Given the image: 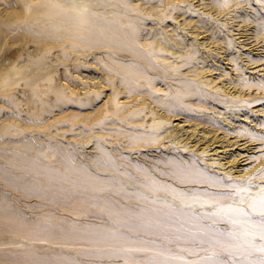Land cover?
Instances as JSON below:
<instances>
[{
  "label": "rangeland",
  "instance_id": "1",
  "mask_svg": "<svg viewBox=\"0 0 264 264\" xmlns=\"http://www.w3.org/2000/svg\"><path fill=\"white\" fill-rule=\"evenodd\" d=\"M85 11L112 21L115 36L87 32ZM171 155L230 184L176 194L221 218L225 242L170 233L164 248L59 246L91 264L264 259V0H0V202L31 219L109 223L111 185L132 196L162 186L139 165L159 177ZM28 181L44 192L29 193ZM24 241L2 232L0 252ZM88 249L113 256H81Z\"/></svg>",
  "mask_w": 264,
  "mask_h": 264
},
{
  "label": "bare ground",
  "instance_id": "2",
  "mask_svg": "<svg viewBox=\"0 0 264 264\" xmlns=\"http://www.w3.org/2000/svg\"><path fill=\"white\" fill-rule=\"evenodd\" d=\"M84 14L86 16L81 25L85 26L87 32L92 36L107 39V41L110 40L109 36H115L116 32L114 33L115 27L112 21L97 16L91 11H85ZM58 23L60 24V22ZM116 38H119V34L116 35ZM163 162L165 169L156 167L159 174L162 175L159 177L154 175L148 167L138 164L142 173L153 175L163 183L162 186L148 185L150 190L147 193L141 186H139L140 191L139 188H131L130 191L137 193L135 197L118 189L117 185H111L118 198L103 197L101 201L109 213V217H111L109 223H81L66 218L64 221L59 219L49 222L31 219L19 212L14 206L0 202V233H17L25 237L23 245L18 250L0 252V264H91L84 262L75 251L63 249L59 246L60 243L86 244L89 246L114 244L122 250L128 246L145 244L164 248L165 244L162 237L170 233L175 235L178 233L177 236L186 241H193L195 240L194 237L199 236V241L204 246L225 242L226 238L220 233V228L216 226L221 218L213 217L202 205L178 199L176 194L184 190L181 185H186L185 187L195 193L205 194L206 184L225 187L230 186V184L219 175L208 171L201 161L195 158L171 155L165 158ZM68 170L70 174L86 180L90 179L89 173L85 170L73 168L70 165ZM46 174L51 180L57 178V175L49 170H46ZM60 177L62 176H59L58 179L62 180ZM134 180L140 182L138 179ZM94 182L97 185L101 184L99 180H94ZM24 186L29 193L40 194L44 192L43 189L30 181ZM222 195V193H215L213 197L220 198ZM1 199L3 198L0 194ZM133 199L134 202H131L130 200ZM233 212L232 218L239 220L244 225L248 222L247 219L251 220L236 210ZM108 225L109 227L106 228ZM261 228L264 230V226ZM149 235L154 236L157 241H149ZM30 243L34 244L36 248L29 247L28 244ZM40 243H45V245ZM81 253V256L84 255V257L106 258L113 256L106 249H88ZM161 259L162 263H169L168 258L161 257ZM224 262L220 258L203 256L194 264H224ZM124 264L128 263L125 262ZM236 264H264V259H241Z\"/></svg>",
  "mask_w": 264,
  "mask_h": 264
}]
</instances>
